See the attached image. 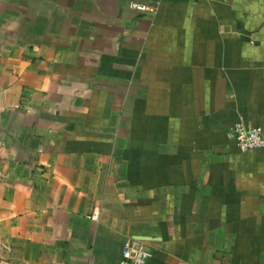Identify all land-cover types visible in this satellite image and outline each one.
I'll use <instances>...</instances> for the list:
<instances>
[{"label": "crops", "instance_id": "crops-1", "mask_svg": "<svg viewBox=\"0 0 264 264\" xmlns=\"http://www.w3.org/2000/svg\"><path fill=\"white\" fill-rule=\"evenodd\" d=\"M0 0V264H264V0Z\"/></svg>", "mask_w": 264, "mask_h": 264}, {"label": "built area", "instance_id": "built-area-1", "mask_svg": "<svg viewBox=\"0 0 264 264\" xmlns=\"http://www.w3.org/2000/svg\"><path fill=\"white\" fill-rule=\"evenodd\" d=\"M129 7L136 11L156 12L157 4H149L141 0H131ZM230 139L236 141V144L243 152L261 149L264 151V132L261 127L252 125L245 121L235 123L227 132ZM151 255V251L142 243L127 240L122 249L121 264H144Z\"/></svg>", "mask_w": 264, "mask_h": 264}]
</instances>
